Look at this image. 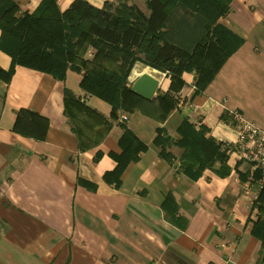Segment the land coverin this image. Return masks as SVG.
I'll return each instance as SVG.
<instances>
[{
    "label": "crops",
    "instance_id": "0c3cea01",
    "mask_svg": "<svg viewBox=\"0 0 264 264\" xmlns=\"http://www.w3.org/2000/svg\"><path fill=\"white\" fill-rule=\"evenodd\" d=\"M13 1L21 13H32L41 0ZM72 1L56 0L57 8L62 12ZM85 1L95 8L105 2L126 3L148 13L143 0ZM219 21L243 44L204 91L195 94L193 72L181 75L177 92L160 72L156 95L175 100L164 120L124 113L127 121L122 123L147 150L126 167L118 188L102 177L115 166L108 153L120 151L121 122H112L97 147L79 151L64 115L67 89L109 117L108 104L80 90V75L67 71L59 82L16 66L8 82L0 79V264L258 263L261 247L249 233L251 203L239 178V173L248 174V165L231 155L226 176L205 169L193 180L180 168L179 148L167 149L172 155L167 162L152 145L157 128L177 139L183 119L206 127L216 142L234 144L237 134L222 120L227 111L238 112L264 131V0H232ZM10 66V57L0 51V69ZM21 109L45 119L42 140L13 131L15 112ZM98 151L101 156L95 160ZM167 194L177 204V215L187 220L183 231L164 219L160 206Z\"/></svg>",
    "mask_w": 264,
    "mask_h": 264
},
{
    "label": "trees",
    "instance_id": "16d2710c",
    "mask_svg": "<svg viewBox=\"0 0 264 264\" xmlns=\"http://www.w3.org/2000/svg\"><path fill=\"white\" fill-rule=\"evenodd\" d=\"M148 11L136 5L105 2L95 8L85 0H74L59 11L56 0H41L32 13L20 12L13 0H0V51L11 59L7 71L0 69V79L8 82L16 66L50 75L63 82L67 71L80 75L79 88L110 107L105 118L67 89L63 90V112L70 131L76 137L79 151L97 147L107 135L119 113L139 112L164 120L175 100L157 93L146 101L131 89L127 78L136 61L166 74L170 88L182 87L184 72H193L194 91L198 94L213 80L224 62L243 44V39L220 23L230 9L232 0H143ZM91 50V51H90ZM91 53L86 57L87 52ZM224 122L228 117L224 113ZM26 127L20 129V123ZM117 144L119 153L109 152L113 170L103 174L105 183L120 186V177L130 163L147 150L124 123ZM45 119L26 110L15 112L13 131L39 140L44 138ZM177 139L168 137L163 129L155 130L152 145L158 156L170 162L167 149L181 150L180 168L190 179H197L208 169L219 177L229 170L225 144L216 142L203 125L195 127L183 119L176 129ZM96 152L94 159L100 157ZM236 167V166H235ZM248 174H240L246 182ZM257 175L254 176V180ZM77 183L93 190L80 179ZM256 219L250 223V235L264 248V188L253 202ZM164 219L183 231L187 220L178 214L177 204L167 194L160 206Z\"/></svg>",
    "mask_w": 264,
    "mask_h": 264
},
{
    "label": "built area",
    "instance_id": "2783aa9c",
    "mask_svg": "<svg viewBox=\"0 0 264 264\" xmlns=\"http://www.w3.org/2000/svg\"><path fill=\"white\" fill-rule=\"evenodd\" d=\"M118 121L126 122L127 115L122 113ZM227 123L232 125L237 134V141L225 146L227 155H232L237 161H242L248 165L249 176L244 182V195L250 196L251 194V200H255L257 192L264 188V131L236 112L228 114ZM255 175L257 178L254 180ZM252 188L253 193L250 191ZM257 264H264V248Z\"/></svg>",
    "mask_w": 264,
    "mask_h": 264
},
{
    "label": "water",
    "instance_id": "95a60500",
    "mask_svg": "<svg viewBox=\"0 0 264 264\" xmlns=\"http://www.w3.org/2000/svg\"><path fill=\"white\" fill-rule=\"evenodd\" d=\"M159 83L148 74L141 73L130 86L131 91L140 98L150 101L155 98Z\"/></svg>",
    "mask_w": 264,
    "mask_h": 264
},
{
    "label": "bare ground",
    "instance_id": "6f19581e",
    "mask_svg": "<svg viewBox=\"0 0 264 264\" xmlns=\"http://www.w3.org/2000/svg\"><path fill=\"white\" fill-rule=\"evenodd\" d=\"M141 73H145V74H148L149 76L153 77L154 79H156L158 81L159 84L162 82V76H161L159 71H157L155 69H152L150 67H143V66H140V65L136 64L135 67L133 68L132 72L130 73L129 77H128V81L130 82V84Z\"/></svg>",
    "mask_w": 264,
    "mask_h": 264
},
{
    "label": "rangeland",
    "instance_id": "374dc122",
    "mask_svg": "<svg viewBox=\"0 0 264 264\" xmlns=\"http://www.w3.org/2000/svg\"><path fill=\"white\" fill-rule=\"evenodd\" d=\"M132 1H134V2H137L138 0H132ZM91 51V50H90ZM90 51H88L87 52V54H86V57H88V58H90L91 56H88L91 52ZM89 53V54H88ZM136 64H138V65H140V66H143V67H148V66H145L144 64H142L141 62H139V61H136L133 65L134 66H132L131 67V69H130V72H129V75H130V73L132 72V70H133V68L135 67V65ZM129 75H128V77H129ZM127 80H128V78H127ZM128 83H129V81H128ZM129 85H131L130 83H129ZM230 112H236V111H227L225 114L227 115V117H228V114L230 113ZM238 115H240L238 112H236ZM241 116V115H240ZM241 117H243V116H241ZM244 118V117H243ZM245 119V118H244ZM247 120V119H246ZM249 121V120H248ZM250 122H252V121H250ZM227 125H229L230 127H232V125L231 124H229V123H227V122H225ZM233 128V127H232ZM234 129V128H233ZM236 132V131H235ZM226 145H228V144H225V146ZM230 145V144H229ZM242 162V161H241ZM244 163V162H243ZM248 171V170H247ZM251 190H253V188L252 189H250V191ZM251 193H253V191L251 192ZM249 199H250V203H251V208L249 209L250 210V212L252 213V216L250 215V217H252V218H249V221H248V224H250L252 221H255V219H256V216H257V214H256V210L254 211V209H253V202H254V200H251L252 199V195H250L249 196ZM260 247H261V245H260ZM260 253H262V248H260ZM260 255V254H259Z\"/></svg>",
    "mask_w": 264,
    "mask_h": 264
}]
</instances>
